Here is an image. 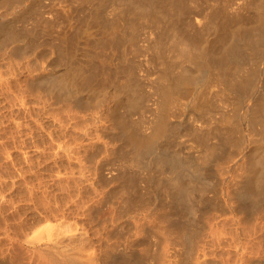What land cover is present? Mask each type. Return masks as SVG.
Returning a JSON list of instances; mask_svg holds the SVG:
<instances>
[{"label":"rangeland","instance_id":"1","mask_svg":"<svg viewBox=\"0 0 264 264\" xmlns=\"http://www.w3.org/2000/svg\"><path fill=\"white\" fill-rule=\"evenodd\" d=\"M99 1H101V0H99ZM103 1H105V0H102V2ZM111 1L112 0H110V1L107 0V2H110V3L105 2L108 5L104 4V2L100 3V4H103L102 9L104 7L108 9L107 10L104 8L105 9L104 11L103 10H102V12L98 11L97 14H99V13L102 14V15L101 14L98 15L99 17L101 16V19L103 20V21L100 20V23H102V22L105 23V21L110 20L109 19L110 17H111V20L112 19L114 20L115 15L118 17H119V15H121V17H119V18L117 17L118 22H120L119 26L122 23L120 27L124 26L125 29L123 27L122 28L124 29L123 31L126 32V34L124 33V34H122V36H125V35L130 36L135 31L136 33L135 32L134 33L136 36L135 35H134L135 37L132 35L131 36L133 37V40L134 39H137V40H135V42H134L131 38V40L128 41V39H130L131 36L129 38H127L128 36L127 37L126 36L125 37L120 36V38H118V41H120V39H121L123 42H121V43L116 42L117 43V44L115 43L116 45H120L117 47H116V45L113 44L116 48L115 50L112 48L113 45L110 48L106 47L108 49V51H107L108 55H107V53L105 52L107 49H105V48H104L105 50H103V52H105V53L99 52L100 48L96 47V44L98 41H96V42L89 41L88 40L89 38H87V37L85 40V36L82 34V29H84L86 26H89L90 25L89 22H91V25H95V22H93L92 20H89V18H91V16L95 14V13L92 14V11L94 12V10H95V7H92V6H96L98 0H90V1H88V0H0V76H1L0 77V191L5 193L3 200H1V201H4L1 203L2 204L1 205V208H2L1 211H4L3 213H6V214L8 212V214H7L8 216H9V214H17L18 216L16 215L15 217H13V219H15V220H19V219H21V217H24L25 213L27 214V212L30 213L33 210L40 212L42 210H48V209H49L48 211H50L51 213H59V214L61 212L66 213L67 218H69V219L73 218V217H80L82 215L84 216V213L87 212L88 207H90V205L94 202V201L92 202V200L95 199V201H96V198H98L100 193H101V190L103 187L102 185H100L101 183L98 181H93L91 183L89 180V178H91V176L94 175L93 172L99 171L100 173H103L105 176L108 175V177H106L107 179H111V180H106V183H104V185L106 184V185L112 186V188L114 190V191L112 190L113 191L112 192V195H113L112 200L115 201L114 202L115 205H118V209H119V206H122V208H124L125 206H129V207H132L133 209L138 208V210H139L140 209L139 207L141 204V207H142L140 209L141 212H143V211L147 212L151 209V211H153V214L156 215L157 213L155 211H157V209H156L157 206L159 207V205H163V208L166 212L165 216H164V218H165L164 224H166V225H164L165 237L163 238L164 241L162 240L164 242V255H165L164 264H172V261H173V264H175V263L176 264H192V263L193 264H196V263L197 264H199V263L200 264H207V262H208V264H249V263L250 264H263V262H264V220H263L264 216H262V215H264V207H263L264 204L259 203L258 205L256 204V206L255 205L252 206L250 203L249 197H244L245 195L240 196L241 193L239 194L240 191L238 192V190H237L240 188V186H243L242 183L243 184L246 183L247 185L248 184L249 185L254 184L252 187L256 189V187H258L259 183L261 184V182H262L261 179L264 176V175H262V177H261V174H259L260 172L262 174L264 172V170L261 171L262 169H264V124H263L264 123V116H261L260 117L261 119L257 118L255 120V122L251 120L254 124L252 122L247 121V120L244 121V118L243 119L241 118L242 120L238 119V117L240 118L241 113H243V112L238 111V110L245 109L246 105L252 106L253 102H254L253 100L255 99V97H257V98L255 99L254 105L256 104V102H257V104L259 102H264V99H263L264 95H262V94H264V80L263 79L260 83L261 85H259V89L256 92H253L252 95L248 99H246L245 101H243V100L240 101L238 99L239 102H241V103H242V101L244 102V103H242L243 106L241 104H239V102L237 100L235 102L233 97L235 96V99H237V96L234 95L233 92H231L232 94L230 93V90H229L230 84L229 85L226 84V83H229V81L232 80L234 78V76L236 77V74H238L239 71L236 72V74H234V71L232 72V74L230 73L232 77L230 75H228V82L226 81L227 78L224 80V81H226L225 83L221 80L220 85L217 84V86H216L218 88L213 86L218 91H219V89H222V88H225L226 90L228 88V92L224 89V91H226L227 93L226 92L224 93L223 90H221V97L219 96L220 91L218 92L216 89H212V91L210 89V92H211V94L213 92L215 93V95H214V93L212 94L213 96H216V92H217L218 97L217 96L215 98L213 96L210 97V95H209L210 93L208 92L209 91L208 90L207 94L208 93L209 94L207 96V99H208L209 106L211 105L210 109L214 106V105L212 106L213 103L214 104L216 103L217 105L220 104L217 106L216 109L214 107L211 109V110L215 109L216 111H218L219 109H220L219 111L222 110L221 112H218L219 116H218V114H216L217 113L216 111H212L214 115L216 114L215 116H213V114L210 112L211 110L208 107L207 108L209 110L205 107L206 109L204 108L202 111L199 112L202 115L200 116V114H199V116H198L197 115L198 112L197 113L193 112V111H196L195 109L193 111L190 110L191 108L190 109L185 108L187 111L184 108H182V109L180 108V110H178L179 108L178 107L176 108L173 105V107H175L174 109H176L174 111H176L177 115H175V112L172 110L171 113L174 112L175 116L174 115L173 116L175 118L172 115H170L171 117L169 118L168 121H169V125L171 122L170 127L173 124H175L176 127L178 125V127L176 128L177 131L175 130V126L173 125L174 126V127L172 126V128H174L173 132H172V129H170L169 132L170 131L171 132L170 133L167 132L169 134L166 133L164 135V137H163V135H160V138H157L158 143L161 140L162 142L160 141L159 144H161V145L167 144V146L164 145L165 147H168V145L170 143L172 145H169V147H171L172 150H177V152H180L183 155H189L192 152H193L192 154L198 153L197 149L199 150L200 145H201L200 141H202V138H201V140L199 139L201 136H203V137L206 136V138L209 137L207 142H208V144L209 143H211V144L207 145V147L208 146L212 147V145H213V147H212L213 149L208 147V149L205 148L206 152H204V150H202L203 152L201 151L202 154L200 155V157L202 156V158L204 160V161L201 160L204 163V165L202 164V166L204 168L203 169V171H204L203 177L202 178H194V179L191 178L189 180L184 179V180L189 181V183H190V188H189L190 193L186 194V198H185V199L188 198L187 200L189 202L187 200H186L187 203L185 202V200L180 201L179 198H178L179 199L178 200L177 195H175L173 193V191L170 190V188L165 186L166 184L164 183V179L166 178L165 175L167 173L165 174L164 172L160 171V169H157L156 166L152 165L153 163H151V164L148 163L147 166H146V164L143 165L142 163L139 165L134 164L135 166L132 164L131 165L127 164V157H129V155L131 154V151H130L131 146L129 144L130 137L133 139V138H136V136H137L134 133V131H136L138 136L140 134L141 138L143 137V139H144V140H142V139H139V140H142L143 142H145V140L146 141L151 140V137H148V140H147V138H145V137H147L148 135H146L145 133H142L143 131L144 132L147 131L150 133L151 128H152L151 126L155 125L153 127V129L155 130V131H153V134H154L155 132H158V129L160 128V127H158L159 124L161 123L159 121V118H158V116H159L158 111H162V110H160V107H159V110L156 107H158L157 105H159L160 102L162 104L165 97H167V100L169 101V98H168L169 93L167 92L166 93L167 96H165V92L164 93H162L160 91L158 92L157 87H155V86H157L160 78H162V75H164L163 78L164 77L166 78V76H168L170 79H172L171 77L175 76V74L178 73L179 71L185 73V75H187V74L188 75L189 74L190 75H198L199 73H200L199 75H202V74L204 75L203 70H202V72H203L202 74H201V70H199L200 72L196 71V70H198L197 61L196 60L190 61V59H188V57H184V56H183L184 58H181L182 56L180 55V53H181L180 51H183L184 49H186L185 46L188 45L187 44L188 42H189V45H188L189 48H192L195 51V53L198 52V49L200 46H206L208 44H212L213 41L216 40L217 35H219V33H220V27L222 28V26L221 25L219 26L218 23H220V24L225 23L226 25L231 26V27H229V29L231 31L232 30L233 31L231 32V35L228 37V40H229L228 43H230V42L233 43V42L237 41L236 40L237 34L235 32L236 27H238V24L241 25V23L244 24V26H250L251 23L253 24L256 20L255 18L258 17L257 14H259L260 10L263 11V9H264V0H206V1L205 0H198V1L197 0H193V1L192 0L191 1L186 0L187 3L185 2V0H182V2H180V1L178 2V0H175L176 4L178 3L177 4L178 6L180 4V6L182 5L184 7V9H183V7L181 6L182 7L181 11H179L177 9L179 7H177L176 4L175 5L177 8H175V5H174V7L172 6L174 0H172V3H171V0H167L170 3L169 2L167 3L166 0H163V1L161 0L164 5H166V4H167L166 6L169 5L167 8H170V6H171L170 10H167V8H164V6L162 7L161 5H163V4L160 3L161 2L160 0H159V2H157L158 0L157 1L154 0L155 3L152 2L153 3L152 7H150V6L148 7L149 3H147V6H146L145 0H143V1L142 0H135L137 2H140V6H136V5L132 4L130 2L131 0H129V2H127L128 0H113L112 3H111ZM183 1H184V5L182 4ZM93 2L95 5L92 4ZM146 2H148V1H146ZM196 3H197V5H196ZM153 5H156V7ZM193 5H194V8H192ZM261 6H263V7H261ZM110 7H112V8H110ZM188 7H190V8H188ZM149 8H151V9H149ZM155 8H156V10L158 9V11H155ZM90 9H92V10L90 11ZM109 9H111L113 11H110ZM159 9H161V10H159ZM172 9H175V13L177 12V10H178V14L181 13L180 16L176 15L177 13L174 15V17H178L177 19L172 17V15L174 14V12L171 11ZM119 10H121V12ZM163 10H164V12H163ZM105 11L106 12L110 11V12L106 13ZM116 11L118 13L120 12V14H118ZM153 11H155V12H153ZM167 11H169L171 15ZM182 11H183V14H182ZM132 12H133V14H132ZM144 12H148V14H150V16L151 15L153 16L157 12L154 15V16H156L155 18L159 17L161 14L162 15L161 17L163 19H166L169 24L167 23L166 20H163L162 18H159V19L157 18L158 23H159V21L161 23V19L165 22L162 21L161 24L160 23L158 24L156 22L158 26L153 25L155 23L152 24V22L155 19L152 20L151 18H154V17H152V16L150 17L147 13L143 14ZM159 12H161V13H159ZM165 12L167 13V15ZM88 13L90 15H88ZM109 13H112L111 14L112 16ZM106 14H109V15H106ZM131 14L134 16H137V17H133ZM142 14L145 16H143ZM157 14H159V15H157ZM163 14H165V17H169L170 19L172 18V20L174 19L173 23L171 24L172 20L171 21H170V19L168 20L167 18L164 17ZM168 14H169V16H168ZM206 14L208 15V18H209V19L207 18V20L205 18H203ZM210 14L212 17L209 16ZM212 14H214L215 16ZM69 15H70V17H69ZM105 15L109 16V18L106 17ZM113 15H114V17H113ZM181 16H183V17H181ZM141 17H142V21H141ZM133 18H135V20ZM137 18H138V20L139 19L140 20L139 21L136 20ZM143 18H144V20H143ZM178 19H180V20L177 21ZM181 19H183V20L181 21ZM193 19L194 20L195 19H203V23L200 25L201 28L199 26L197 27V24L195 25L196 20H195V22H193ZM225 19H227V20H225ZM83 20H86V21L83 22ZM217 21H218V23L216 24ZM51 22H52V24H51ZM85 22H87L89 25ZM83 23H85V24H83ZM165 23H167V24H165ZM98 24H99V22H98ZM162 24H163V26H162ZM225 24H222V25H225ZM245 24H247V25H245ZM127 25H129L130 27L128 28ZM164 25L165 26L167 25L169 27V29H170V27L172 30H174L175 28L177 30L182 29L185 32H182V31L176 32L178 35L181 36V37L180 36L178 37V35L175 32L173 34V31L169 30L168 27L166 28L167 29V31H166L164 29V27H165ZM77 26L79 27L78 28L79 30H80V28H82L80 30L81 33L77 29ZM126 27H127V29H126ZM131 29H132V33L130 31ZM197 29H199V33L197 32L198 31ZM158 30H163V33H165V36L161 31L159 32ZM99 31H100V29L98 30V32ZM194 32H196L197 35L198 34L199 35L197 36L196 33L194 34ZM181 33H182V35H181ZM62 34H63L64 38H63ZM71 34H73V35L71 36ZM78 34H79V36H78ZM80 34H82V35H80ZM150 34H151V37L148 36ZM162 34H163V37H162ZM157 35H158V37H157ZM159 35H161V36H159ZM175 35H176V37H175ZM67 36H69L68 39L70 40V42H67V41H69L66 39ZM74 36H76V37H74ZM145 36L149 37L150 39L148 40V38H146ZM172 36H174V37H172ZM183 36H185V37H183ZM77 37L80 40H78ZM82 37L84 38L85 41H83ZM95 37H98V35ZM121 37L123 39L126 38V40L128 42L123 40ZM165 37L169 38L168 41H170L171 45L169 44V42L165 41L167 39L163 40V38H165ZM72 38L73 39L77 38V40L71 41ZM156 38L157 39L159 38L158 41L156 40ZM160 38H162L164 43ZM171 38H172V40H171ZM174 38L177 39L176 43L173 40ZM233 38H234V40H233ZM146 39L149 42L153 41L151 43V45L149 44V42H147V44H146ZM182 39H184V40L181 41ZM74 41H75V44H73ZM86 41H88L87 43H89L88 45H90V46L92 43H94L95 44L94 48L96 47L95 49H99V50H97L98 52L90 46L87 47L88 49H90L89 51L87 48L85 49V47L87 46L85 44ZM155 41H157V45L155 44L156 43ZM180 41L183 42L182 46H181ZM83 42H85V43H83ZM160 42H162V45L160 44ZM165 42H166V44H165ZM69 43L73 44L71 46L74 49H72V47L69 45ZM130 43H131V45H130ZM173 43H175V44H173ZM158 44H160V47L164 46L162 48H165V50L160 48ZM176 44L178 45L177 47L180 48V50L178 48L174 49V47L176 48V46H175ZM184 44H186V45H184ZM60 45H63V46H60ZM66 45H68V46L66 47ZM74 45H75V47H74ZM166 45H167V47H165ZM83 46H84V48H83ZM151 46L154 48V50ZM156 46L159 47L160 49L156 48ZM70 47L73 51L70 50ZM171 47H173L174 52L172 50V52L169 53V51H171V49H170ZM67 48H69V50H67ZM102 48L103 47H101L100 51H102ZM111 48L114 50V52L111 50L110 51L111 54H110L109 49H111ZM127 48H128V50H127ZM92 49H93V51L95 50L94 52L96 54L98 53V55H99V57H97V55L95 57L93 56V59L96 62L95 63L94 61H92L93 65L96 64L93 66V68H95L94 74H96V73L97 74L99 73V75L102 74L101 75L102 77L105 75V77H103V78L101 77V81H103L104 78L106 80V81L104 80L106 83H104V81L100 83V80H99V77L97 76V74H96L95 78H97L99 81L96 82L97 79H96V81H95V78L93 79L94 86H96V87L98 86L97 88H101V92L99 94H96L90 90L88 91L86 85H84L83 83H82L83 85H81V83H79L81 86H84V87H81L75 81H74L75 83H73L74 85H72L71 83H70L71 85L67 84L68 87H67V85L66 86L65 85H59L58 83H55V85H54V82H53L54 76L55 75L59 76L63 72H67L66 69H68L69 71L72 70L70 72L72 74L74 69L77 68V66H78L77 65L78 61L80 62L79 64H81L78 67L82 68L86 62V60H84L86 58L85 57L83 58V56H81L82 54L85 56V53H83V51L86 50L88 52L91 51V53H93ZM65 50H67V53ZM155 50H157V51H155ZM175 50H177V51H175ZM71 51H72V53H70ZM252 51L249 49L245 50L246 56L244 54H242V56H245V58H244V60H241L240 66L242 68L244 67L243 68L244 72H246V71H252V72L254 71L256 73H259V71L263 72L264 71V68H263L264 67V54L262 55L263 56L262 57V56H259L257 54L255 55L254 53H252ZM112 52L115 54H112ZM162 52H163V54H162ZM166 52H168L167 55H165ZM178 53H179V55H178ZM86 54H87V52H86ZM105 56H108L109 60H107L108 58ZM109 56L111 57V59ZM175 56L179 59V61H178V59L174 58ZM86 57H87V55H86ZM100 57H101V59H100ZM65 58L66 59L69 58L68 59L69 61L66 60ZM97 58H99V59H97ZM185 58L187 60H185ZM96 59L101 60L99 62V64H98ZM165 59H167V60H165ZM168 59H171V61H173V62H170ZM180 59H181V63H179ZM82 60H84L85 62ZM102 60L104 61V63ZM110 60L113 62H110ZM105 61H109L108 63H110V64H107V62L105 63ZM184 61H186V64H184L185 63ZM187 61H190V62H187ZM81 62H83L84 64ZM175 62H176V65L180 64L179 66H181V67L174 65ZM171 63H174V64H171ZM182 63H183V65H182ZM103 64H106V65H103ZM243 64H244V66H243ZM107 65L108 66L110 65L111 69H110V66L108 68ZM170 65H172L173 67ZM184 65H186L185 66L186 71H184L185 69H183ZM115 66L117 68H115ZM127 66L130 67L129 70L132 71V73L133 72H136V73L130 74V72H129V74H128L127 71H126V73H124V71L127 70ZM168 66L170 68L172 67L173 69L174 68H176V69H174V72H173V71H171L172 68L168 69ZM97 67L98 68L101 67L102 69L100 68V70H103V71L107 70V72L105 71L103 73V71H102L100 73L99 72L100 70ZM121 67H123V69ZM177 67L179 68L178 70H177ZM103 68H106V69H103ZM132 68H134V69L132 70ZM116 69H117V71H116ZM96 70L97 71L99 70V71L97 72ZM121 70H124V71H121ZM164 70H165V73H164ZM166 70L169 73L173 72L172 74H174V75L170 74V76L172 75L170 77L169 75H167L169 73L166 72ZM175 70H177L178 72H176ZM113 72H116V73L113 74ZM186 72H188V73H186ZM117 73H118V75H117ZM196 73H198V74H196ZM107 74L109 76H107ZM127 74L129 75V77L130 76L132 77V75H133V77L131 79L133 81L137 78L136 84L138 83L139 86L138 85L137 86L139 88L143 87V88L139 89L136 86V84L133 83V81H131L134 84V86L136 87V88L134 87V89H137V90H134V92L138 91L137 92L138 94L140 92H144V94L146 93L145 96H143L144 95L143 93L139 94L140 96H143V98H142L143 101H142V99H140L138 101V102H140V101L142 102V103L140 102V105L138 102H136L138 104V106L136 103L132 104L133 107H130V108H132L133 110L132 109L130 110V108H128L129 110H126L130 104V101H129L130 92L126 93V92H128V90H124V93H123V91L119 92L121 89L120 88L121 84L122 83L124 84L126 82L125 80H127V78H128V77H126V79H125L123 76H128ZM240 74H241V72H240ZM51 76H53V77H51ZM238 76L240 77V75H238ZM134 77H136V78L133 79ZM157 77H159V78H157ZM50 78L53 80V81L51 80L52 82L49 80ZM110 80H112L114 83L112 81L110 82ZM120 80H121V82H120ZM107 81H109V82H107ZM164 81L166 82V80H164ZM97 83H99L101 86ZM102 83H103V85H102ZM105 84H107V86H105ZM221 84L222 85L224 84V87ZM48 85H49L50 89H49ZM115 85H116V87H115ZM218 85L221 87H219ZM227 85H228V87H226ZM106 87H108V88H106ZM113 87H115V89ZM117 87L120 89H117ZM57 88L58 89L60 88V89L58 90ZM76 88H78V89H76ZM80 88H84V90L80 89ZM103 89L106 92H103L104 91ZM114 91L116 93H114ZM154 91H155V93H157L159 95V97L161 99L159 97H157V94H155ZM151 92H153V95ZM125 93H126V95H125ZM228 93H229V95L231 94L233 96V97L232 96L231 97L233 98L234 101L230 98V96L227 95ZM127 94H128V96H127ZM225 94L227 95L228 98L225 96ZM98 95H100V96L98 97ZM148 95H150V96H148ZM253 95H255V97ZM184 96H186V97L184 98ZM187 96L189 99L190 98L189 95H183L181 99L183 101L188 100ZM156 97H157V99L159 98L162 101H160L159 99L155 100ZM209 97H210V99H209ZM93 98H95V99H93ZM120 98L122 100L124 98V100L122 101ZM96 99L97 100L101 99L100 103H98ZM228 99L229 100L231 99L232 101L231 100L229 101ZM215 100H217L218 103L215 102ZM259 100H261V101H259ZM146 101L148 102V104L146 103ZM155 101L156 102L159 101V102L156 103ZM247 101H250V102H247ZM95 102H97V105ZM103 102H105V103H103ZM106 102H107V104H106ZM113 102H115V103H113ZM152 102L154 103V105ZM211 102H212V104H211ZM109 103H110V105L112 104L111 105L112 107L109 105ZM122 103H124L125 105ZM126 103L128 104V106ZM144 103H146V105H142V108H140L141 104H144ZM164 103H166V101ZM236 103H238V105H236ZM47 104H49V105H47ZM149 104H150V109L148 106ZM87 105H88V107H87ZM98 105H100V106H98ZM222 105H224V106H222ZM235 105L237 108L235 107ZM239 105H241V106H239ZM95 106H97V107H95ZM130 106H131V104H130ZM134 106H135V109H134ZM144 106H146V108L148 107L147 109L149 111L152 110L153 115H149L150 112L148 110H145L146 112L144 110H141V109H146ZM154 106H156V107H154ZM173 107H172V109H173ZM243 107H245V108H243ZM90 108H92V109H90ZM95 108H98V110H100L102 108L101 112L105 110L104 111L105 114H104V112H102L103 113L102 118L104 120L101 118V121L102 122L104 121V122L103 123L101 121L99 122V126L102 125V128H100L101 131L94 129L93 128L94 126L91 125L92 128L89 127V129H87L88 132L86 134L85 129L88 126L87 122H90L92 120L91 117L94 115L93 110L95 111ZM106 108L110 109V113H111V111L112 112L114 111L112 113V115H114L116 112V115L119 118L116 117V115H115V117L111 116V114H109V112L107 113ZM89 109L92 110V111H90L91 113H89V111L87 112V110H89ZM109 109H108V111H109ZM153 109H155V110L157 109L156 111L158 113L156 111H154ZM83 110H85V111H83ZM177 110L179 112H177ZM207 110L210 113V114L208 113V118L203 117V115L207 116V114H206L208 112ZM234 110L238 114H235ZM139 111L140 112L143 111L145 113V115H143V112L139 113ZM180 111L182 112L181 113L182 115H180ZM204 111H205V113H204ZM223 111H225L226 113H229V114H227L228 116L232 115V117H233V114H234V116L237 117V115H238L237 118L233 117L236 119V121H234L235 119H233V121H232V118L230 117L231 118L230 123L233 125L230 126V124L227 123L228 129H224L227 126L225 127L226 124H223L220 121V113H222V115L226 114V113L223 114ZM242 111H244V110H242ZM118 112H119V115H118ZM239 112H240V114H239ZM87 113H88V116H87ZM90 114H91V116H90ZM139 114H141V115H139ZM108 115H110V116H108ZM122 115L126 119L122 118ZM129 115H130V117H129ZM155 115H158V116L155 117ZM210 115H211V117H210ZM143 116H145L146 118L149 116L147 118V120L150 119L152 123L154 121V120L152 121L153 118H155V119L158 118V119H157V122L155 120V122H154L155 124L153 125V124H151L150 120H148V122H147V120H144L146 118H144ZM197 116L199 118L201 117L202 119L201 118L197 119L196 118ZM105 117H106V119H105ZM112 117L115 119H113L111 121ZM141 117H143L144 119H140ZM214 117H216V119L219 117L218 122L220 121L219 123H221V125L220 124L217 125L218 122L216 120L215 121L217 123L214 121V119H215ZM117 118H118L119 122L117 121ZM121 118H122V120H121ZM192 118H194L195 120L197 119V120L196 121L192 120ZM88 119H90V120L88 121ZM127 119H128V121L130 120L129 122H131V125H132V126H130V128L127 125L128 127L125 129V131H127V132L131 129L129 131L131 133V135L128 132V136L126 134L127 132H123L124 128H122L123 131H120V129H119L120 126L126 127V124L128 123V121H126ZM208 119L211 122L208 121ZM85 120L87 122H85ZM120 120H121V123H122V121L123 122L125 121L127 123L124 122L125 124L124 123L121 124ZM138 120H142V122H143V123L141 122L142 127L140 124H138L140 122ZM143 120L146 121L147 123L146 122L144 123ZM191 120L195 121L196 124H193V122H191ZM198 120H199V122L201 120L203 122H200V124H198L199 123ZM240 120L243 122H241ZM173 121H174V123H173ZM205 121L207 122V124H204ZM209 122H210V124H209ZM235 122H237V123H235ZM244 122H248V123H244ZM85 123L87 125H85ZM136 123L138 124V127L141 128L140 129L141 132H140L138 127H136V126L134 127V125H136ZM119 124H121V125L118 126ZM143 124H144V126H143ZM145 124H147V125H145ZM148 124H150L151 126ZM192 124H193V126H192ZM203 124H204V127H203ZM211 125H212V127H211ZM215 125H217V126L220 125V126L216 127ZM187 126L189 128L192 126L190 128L191 131H190V129L189 130L187 129L188 128ZM222 126L224 128H222ZM253 126H254V128H253ZM143 127H145V128L142 130ZM155 127H156V129L158 128L157 131H156ZM199 127L208 128V129L210 128V130L207 131V133H205V131L207 129L206 130L203 129L202 131H204V130L205 131L203 132V135H202L201 134L202 132H199V131H201L198 129ZM103 128H104V131H103ZM136 128H138L139 131H137ZM181 128H182V130H181ZM193 128H194V130H193ZM214 129H215V131H214ZM221 129H223V130H221ZM89 130H91V132ZM96 130H97V132H96ZM148 130H150V131H148ZM92 131L96 132V133L93 134ZM119 131H120L119 134L122 133L121 136L119 134L115 133V132H119ZM132 131H133V133H132ZM236 131H238V132H236ZM138 132H140V133H138ZM91 133L93 135H90ZM188 133H190V135ZM194 133L199 134L200 137L198 136V134L196 135V137L198 136L199 138L198 137L197 138L200 141L196 139V137L194 136ZM220 133H222V134H220ZM88 134H89V137L95 138V139L94 138L92 139L93 142H92L91 138L90 139L87 138ZM132 134H133V136H132ZM236 134H237V136H236ZM102 135L104 136V138L102 137ZM167 135H168V138L171 139V141L168 139L170 141L169 143L166 142L167 141L166 140ZM170 135H172V136H170ZM107 136H108V138H106ZM122 136H123V139H122ZM140 136H139V138H140ZM165 136H166V138H165ZM238 136H239V138H238ZM97 137L98 138L100 137L101 141H100V138L97 139ZM234 137H235V139H234ZM175 138H177V139H175ZM231 138H232V141H234L235 143L234 142L230 143ZM96 139H97V141H96ZM172 139H174V140L172 141ZM225 139H226V141L227 140L228 141L226 142ZM177 140H178V142L176 143ZM204 140L206 141V139H204ZM94 141H96V142H94ZM127 141H128V143H127ZM157 141H155L154 143L156 144V147L161 149V147H160L161 145H159L157 143ZM198 141H199L200 145H197V146H199V147L195 146V144H197ZM100 142L102 144H100ZM123 142H125L128 146H126V144ZM247 142H248V144H247ZM87 143H88L89 147H88V145H86ZM94 143L95 144L98 143L99 145L96 144L97 145L96 146ZM240 143H242V145ZM192 144H194V145H192ZM176 145H178V146H176ZM191 145L194 147H192ZM233 145H236V146H233ZM224 146H225V148H224ZM70 147H71V149H70ZM84 147H86L85 149H86V153H87V154L85 153V156H84V151H85ZM190 147H192V148H190ZM245 147H246V149H245ZM87 148H89V150ZM193 148H195L196 150ZM219 148H221V149H219ZM90 149H91V151H90ZM167 149L169 150L170 148H167ZM171 149L169 151H172ZM206 149L208 150V152ZM92 150H94V151H92ZM222 151H223V153H222ZM236 151L238 152V154L239 153H241V154H239V156L237 154V156H236L235 155L237 153ZM90 152H91V154L88 155V153H90ZM128 152H129V154H128ZM224 152H225V154H224ZM245 153L249 155V158H251L250 160H248V158H247L248 156ZM211 154H213V155H211ZM78 155L79 156L81 155V156L79 157ZM90 155H91V157H93V159L91 157H89ZM211 156L213 157V159ZM231 156H233L234 159H233V157L231 160L229 159L230 162L229 161L228 162L230 164L227 165L228 162H227L226 158H231ZM244 156L247 159H245ZM221 157H224V159ZM260 157H261V159H260ZM205 158H206V160H208V162L205 160ZM80 159H81V161H80ZM90 160L94 161V166H93V161L91 162L92 163L91 164ZM212 160H214V162L215 161L216 162L213 163ZM225 160L227 163L225 162ZM244 161L246 162V164L244 163ZM248 161L253 162V164L251 165V163H249ZM35 162H37V165H35ZM96 162L97 163L101 162V164L99 163L100 164L99 165ZM205 162H207V164ZM232 162H234V163H232ZM214 164H216V165H214ZM232 164H235L236 166L232 165ZM97 165H98V167H97ZM229 165H232V167H230ZM245 165L253 168V170H251L249 175L245 174V175H247V177L245 176L246 178L244 177V171L246 170ZM261 165H263V166H261ZM79 166L80 167L83 166L82 167L83 169L80 168ZM224 166H226V167H224ZM228 166L232 169V171H231V169L228 170L229 169ZM244 166H245V168L242 169V167H244ZM254 167H256V168H254ZM134 170H136V171H134ZM238 170L240 172L242 170L243 171L240 173ZM88 173L90 175L92 173V175L90 176V175H88ZM242 173H243V176H241ZM85 176H87L88 178ZM110 176H112V178ZM85 178H87L88 182L85 181ZM248 178L250 179V181H248L249 180ZM259 179L261 180V182ZM125 180H127L126 182L129 181L128 183H130L131 185L129 184L130 185L129 186L125 182ZM241 181H242V183H241ZM252 181L257 182V183L255 184ZM96 182H98V183H96ZM247 182H250V183H247ZM124 183H126V184H124ZM78 184H79V186H78ZM163 184H165V185H163ZM239 184H241V185H239ZM100 186H102V187H100ZM132 187H134V188H132ZM99 188H101V189H99ZM94 190H95V192H94ZM12 192H13V195H12ZM14 194H15V196H14ZM139 195H140V197H139ZM174 195H175V197H174ZM90 196H91V198H90ZM114 196L117 198L116 200H114L115 199ZM143 196H144V199H143ZM237 196L241 197V198H238ZM189 197H190V200H189ZM84 198L87 200H85ZM140 198H142V199L140 200ZM73 200H75V201L73 202ZM81 200H82V202H81ZM125 201H127V202H125ZM52 202H54V203H52ZM247 202H249V203H247ZM189 203H190V205H189ZM84 204L87 206V208L84 206ZM35 205H36V207H35ZM250 205L252 207H250ZM82 206L86 208V209H84V212H83ZM136 206H138V207H136ZM257 206H259V207L256 208ZM248 207L250 209V212H249V209H247ZM24 208H26V209H24ZM147 208H148V210H146ZM251 208H253V209L251 210ZM107 209L108 208H105L104 211L106 212ZM142 209H145V210H142ZM191 209L193 212L191 211ZM25 210H26V212L24 213ZM111 210L112 209H108V212H110V213H107L108 217L114 216L111 213L112 212ZM188 210H190V211H188ZM258 210L262 214L261 215L263 217L262 219L259 215L260 213L258 214V212H259ZM254 213L256 216L252 215ZM155 215H153V216H155ZM19 216H21V217H19ZM28 216H29V214H28ZM135 216H134V218H136L135 223L137 225L134 223V226L136 225L135 228L132 224L131 225L132 229H129L130 227H128L127 231L125 230L126 231L125 236H127V237H125L126 241L123 242L124 244H120L121 243L120 242L121 237H112V238L109 237V239H108L106 237V234L104 233V235H105V236L103 235L104 237H93L92 238V246L91 247L88 246V244L86 245L85 242H82V244L81 243L80 244H77V243L71 244V243H67V242L66 243L62 242V243H60L61 245L58 244L57 246H58V248L60 246L62 247V248L60 247V251L64 252L65 250H67L64 253L69 252L72 254H76V255H79V257L82 259L91 257L94 259L96 264H105L104 261H106L105 258L108 257L107 256L108 255L107 254L108 249H109V251H112L113 253L119 254V256L123 254L125 256V259L128 258L127 262L129 261V264H135V263L136 264H156V263L160 264L161 258L159 255L160 254L159 249H160V246L162 243L160 244L159 242L161 239L158 238L159 236H158V234L156 235L157 232H155V230L152 232L143 230L142 225H143L144 219H142V218H144V215H142V217H141V215H138L137 217H135ZM250 216H251V218H250ZM252 216H253L254 221L250 220V219H252ZM258 216H259V218H258ZM17 217H19V219ZM84 217L87 219V216H84ZM0 218H1V215H0ZM156 219H157V217H156ZM87 220H85V219L80 220L79 219V222L84 223L86 225ZM89 223L90 222H88V225H89ZM43 224L45 225L47 223L44 222V223L40 224V226H42ZM1 225H2V221L0 219V237H1V230H2ZM89 226H90L89 231L90 230L94 231L96 228L95 226L93 227V225L91 223ZM107 229H108V227H107ZM158 239H159V241H158ZM257 241H258V243H257ZM84 243H85V246H84ZM259 243L262 246H260ZM159 244H160V246H159ZM80 245L81 246L83 245L84 248L81 247ZM87 246H88V248H87ZM16 248L18 250H20L18 247H15V249ZM15 249L12 252V253H14L13 255L15 256L14 259H16V257L19 258L20 255L18 256V253L21 255L23 254L22 256H25V252H23L25 250H23V251L20 250L21 252H19L17 249L16 250ZM103 249H105L106 251ZM80 251H82V252H80ZM156 257H158V258H156ZM149 260H150V262H149ZM158 260H160V262ZM155 261H156V263H155ZM257 261H258V263H256ZM201 262H203V263H201ZM209 262H211V263H209Z\"/></svg>","mask_w":264,"mask_h":264},{"label":"bare ground","instance_id":"2","mask_svg":"<svg viewBox=\"0 0 264 264\" xmlns=\"http://www.w3.org/2000/svg\"><path fill=\"white\" fill-rule=\"evenodd\" d=\"M88 1H90V0H88ZM110 1V0H109ZM113 1V0H112ZM112 1H111V3H112ZM143 1V0H142ZM146 1H148V2H146ZM157 1V0H156ZM161 1V0H160ZM163 1V0H162ZM162 1L160 2V3H162ZM182 2V0H178V2ZM191 1V0H190ZM189 1V2H190ZM193 1V0H192ZM198 1V0H197ZM206 1V0H205ZM102 2V0L101 1H99L98 0V2H97V5L96 6H92V7H95V10H94V12L92 11V14L93 13H95L94 15H92L91 16V18H89V20H92L93 22H95V25H91V22H89L90 23V25L87 23V22H85V23H87L89 26H86L84 29H82V28H80V30L82 29V34L85 36V40H86V37L87 38H89L88 40L89 41H94V42H96V41H98L97 42V44H96V47L97 48H100V50H101V47H103L102 48V51H100L99 49H95L94 48V46H95V44L94 43H92L91 44V46L90 45H88L89 43H87L88 41H86V43L85 42H83V43H85L87 46L85 47V49L87 48V47H92V48H94L96 51L97 50H99V52H103V50H105V49H107V48H110L113 44L114 45H116L117 43L116 42H123L121 39H120V41H118V38H120V36H122V34H126V32H124L123 30L125 29V27L124 26H122V27H120L121 26V24H120V26H119V23L120 22H118V18L119 17H121V15H119V17L118 16H116L114 13V15H115V18H114V20L112 19L111 20V17L109 18V16H106V15H111L112 13H109V14H106L105 16L106 17H108L110 20H108V21H105V23H103L102 21V19H101V16L99 17L98 15H100L101 13H99V14H97L98 13V11H101L102 12V10L104 11L105 9H107V8H103L102 9V7H103V4H100ZM104 2V4H107V3H110V2H107V0H105V1H103ZM102 2V3H103ZM105 2H107V3H105ZM127 2H129V0L127 1ZM132 4H134V5H136V6H140V2H137V1H135V0H131L130 1ZM155 3V1L154 0H145V3H146V6H147V3H149V5H148V7L150 6V7H152V4L153 3ZM157 2H159V0L157 1ZM165 2V1H164ZM166 2L168 3L169 1H167L166 0ZM165 2V3H166ZM185 2H186V0H185ZM195 2V1H194ZM170 3V2H169ZM171 3H172V0H171ZM187 3V2H186ZM193 3V2H192ZM92 4H94V2L92 3ZM114 4V3H113ZM143 4V3H142ZM163 4V3H162ZM176 4V2H175V0L173 1V4H172V6L174 7V5ZM178 4V3H177ZM176 4V5H177ZM183 5H184V1H183V3H182ZM191 4V3H190ZM95 5V4H94ZM108 5V4H107ZM106 5V6H107ZM111 5V4H110ZM109 5V6H110ZM126 5V4H125ZM130 5V4H129ZM128 5V6H129ZM167 5V4H166ZM166 5H161L162 7L164 6V8H167L168 6H166ZM176 5H175V8H177V7H179V8H177L179 11H181L182 10V7L180 6V4H179V6L177 5V7H176ZM196 5H197V3H196ZM262 5V4H261ZM80 6V5H79ZM82 6V5H81ZM88 6V5H87ZM127 6V7H128ZM153 6H155L156 7V5H153ZM166 6V7H165ZM187 6V5H186ZM190 6V5H189ZM132 7V6H131ZM135 7V6H134ZM192 7V6H191ZM261 7H263V6H261ZM110 8H112V7H110ZM116 8V7H115ZM118 8V7H117ZM120 8V7H119ZM141 8V7H140ZM144 8V7H143ZM181 8V9H180ZM188 8H190V7H188ZM192 8H194V5H193V7ZM92 9H90V11L92 10ZM100 9V10H99ZM123 9V8H122ZM130 9V8H129ZM149 9H151V8H149ZM154 9V8H153ZM171 9V6H170V8H167V10H170ZM183 9H184V7H183ZM263 9V8H262ZM77 10V9H76ZM75 10V11H76ZM108 10V9H107ZM110 11H113V10H111V9H109ZM125 10V9H124ZM142 10V9H141ZM146 10V9H145ZM144 10V11H145ZM159 10H161V9H159ZM178 10H177V14L175 13V9H172L171 11L172 12H174V14L172 15V17H174V15L176 14V15H179L180 16V14H178ZM70 11V10H69ZM110 11H105L106 13H108V12H110ZM120 12H121V10H119ZM148 11V10H147ZM150 11V10H149ZM155 11H158V9L156 10V8H155ZM155 11H153V12H155ZM74 12V11H73ZM117 12V11H116ZM120 12L118 13V14H120ZM129 12V11H128ZM127 12V13H128ZM163 12H164V10H163ZM169 14H170V12L169 11H167ZM219 12V11H218ZM90 13V12H89ZM88 13V15H90ZM131 13V12H130ZM136 13V12H135ZM145 13H147L148 14V12H144L143 14H145ZM157 13V12H156ZM155 13V14H156ZM159 13H161V12H159ZM166 13V12H165ZM189 13V12H188ZM220 13V12H219ZM132 14H133V12H132ZM131 14V15H132ZM142 14V15H143ZM154 14V15H155ZM169 14H168V16H169ZM182 14H183V11H182ZM102 15V14H101ZM114 15H113V17H114ZM130 15V16H131ZM149 16H150V14H148ZM152 16V17H154V18H151L152 20L153 19H155L153 22H152V24L153 23H155V24H153V25H157V20L159 19V18H162L161 16V14H160V16L159 17H157V18H155L156 16ZM157 15H159V14H157ZM164 15V17H165V14H163ZM166 15H167V13H166ZM171 15V14H170ZM212 15H214V14H212ZM219 15V14H218ZM258 15V17H256L255 19V22L252 24L251 23V25L250 26H244V24H242L241 23V25H239L238 24V27H236V34H237V37H236V40L237 41H235V42H230V43H228V37L231 35V32L233 31H231L230 29H229V27H231V26H228V25H226L225 23H218V21L216 22V24L218 23L219 24V26L221 25L222 26V28L220 27V33H219V35H217V38H216V40L215 41H213V43L212 44H208V45H206V46H200L199 47V49H198V52L197 53H195V51L192 49V48H189V42L187 43L188 45H186V44H184V45H186L185 47H186V49H184L183 51H180L181 53H180V55L182 56L181 58H184V57H188V59H190V61L192 60H196L197 61V68H198V70H196V71H198V72H200L199 70H201V74L203 73L202 72V70L204 71V75L202 74V75H199L198 73H196V74H198V75H185V73H183V72H181V71H177L179 68L178 67H181V66H179V65H176V62H175V64L174 63H171V64H174V65H176V66H178L177 67V70H175L176 72H178V73H176L175 74V76H173V77H171L172 75H174V74H172L173 72H174V69H176V68H172L173 66L172 65H170V66H172L171 68L173 69H171L169 66H168V69L170 68L171 69V71H173L172 73H169L167 70H166V72H168L169 74H167V75H169L170 76V74H172L170 77L172 78V79H170L168 76H166V78L164 77L163 78V76L164 75H162V78H160V80L158 81V84H157V86H155V87H157V91L159 92H162V93H164L165 92V96H167V92L169 93L168 94V98H169V101L167 100V97H163L164 98V100H163V102H162V104H161V102H160V104L159 105H157L158 107H156V106H154V107H156V108H158V110H159V107H160V110H162V111H158L159 112V116L158 115H155V117L156 116H158V118H159V121L161 122H159L158 124H159V126L158 127H160L159 129H158V132H155L154 134H153V131H155L154 129H153V127L155 126L154 124V122H155V120H156V122H157V119L158 118H153L152 119V121H153V123L151 122V120L150 119H148V120H150V122H151V124H153L154 126H151L150 124H148V125H150L151 127V131L150 130H148V131H150V133L149 132H142V133H145L146 135H148L147 137H145V138H147V140H148V137H151V140H149V141H146L145 140V142H143L142 140H144L143 139V137L141 138V136H140V134H139V136H140V138H139V136H138V134L136 133V131H134V133L138 136H136V138H131L130 137V140H129V144H130V146H131V154L129 155V157H127V164H132V165H134V164H143V165H145L146 164V166H147V164L148 163H153L152 165H154V166H156L157 167V169H160V171H162V172H164L166 175H165V179H164V183L166 184H163V185H165V186H167L168 188H170V190H172L173 191V193L175 194V195H177V199L179 198L180 199V201L181 200H185V202H186V200L188 199H185L186 198V194H188V193H190V191H189V188H190V183H189V181H187V180H184V179H191V178H202L203 177V173H204V171H203V166H202V164L204 165V163L201 161V160H203V158H202V156L200 157V155L202 154V150H204V152H206L205 151V148H207L208 149V147H207V145H210L211 143H209L208 144V142H207V140H208V138L209 137H207L206 138V136H199V132H202L201 134L203 135V132L205 131V133H207V131H209L210 130V128L208 129V128H201V127H199L198 129L199 130H201V131H197L198 133V136L200 137H198L200 140H201V138H202V141H200L197 137H196V135L197 134H195L194 133V136L196 137V139L197 140H199L200 141V144H199V141H198V143L197 144H195V146H197V145H200V148H199V150L197 149V152L198 153H195V154H189V155H183V154H181L180 152H177V150H172L171 149V147H169V145H172V144H170L169 142L171 141V139H169L168 138V135H167V138H166V136H165V138H166V142H168L169 143V145H168V147H165L164 145H166L167 146V144H164V145H161V144H159L160 143V141H159V143H158V141H157V138H160V135H163V137H164V135L167 133V132H169V130L170 129H172V132H173V130H174V128H172V126L174 125L175 126V124H173L174 123V121H173V125L170 127V125H171V122H170V125H169V118L171 117L170 115H174V112H175V115H177L176 114V111H174V110H176V109H174L175 107L177 108H179L178 110H180V108L182 109V108H188V109H190V110H196V111H193V112H195V113H197L198 112V116H199V114H200V116L202 115L201 113H199L200 111H202L205 107L207 108H209L210 109V106H209V103H208V99H207V96H208V94L210 95V97H212L213 95V93L211 94V92H210V89H211V91H212V89H216V88H218V87H216L217 86V84H219L220 85V83H221V80L225 83L226 81L228 82V75H230L231 76V74H232V72L234 71V74H236V72H238L239 71V73L238 74H236V77L238 76V75H240V77L238 76L237 78L234 76V78L232 79V80H230L229 81V83H226V84H230L229 86V90H230V93L231 92H233V94L234 95H236L237 96V99H235V96L233 97L231 94L229 95V93L227 94L228 96H230V98L233 100V98H234V100H235V102H236V100L238 101V99L241 101V100H243V101H245L246 99H248L251 95H252V93L253 92H256L258 89H259V85H261L260 83H261V81H262V79L264 80V71L263 72H261V71H259V73H256V72H252V71H246V72H244V70H243V68L240 66L241 64V60H244V58H245V54H246V52H245V50L246 49H249V50H253L252 51V53H254L255 55L257 54V55H259V56H262L263 54H264V9H263V11H261L260 10V12H259V14H257ZM104 16V17H105ZM112 16V15H111ZM128 16V15H127ZM133 17H137V16H134V15H132ZM131 16V17H132ZM143 16H145V15H143ZM147 16V15H146ZM150 16V17H151ZM187 16V15H186ZM189 16V15H188ZM209 16H211V14L209 15ZM215 16V15H214ZM69 17H70V15H69ZM89 17V16H88ZM118 17V18H117ZM149 17V18H150ZM171 17V16H170ZM181 17H183V16H181ZM212 17V16H211ZM230 17V16H229ZM83 18V17H82ZM139 18V17H138ZM138 18L136 19V20H138ZM165 18H167L168 20L170 19L169 17H165ZM175 19H177L178 17H174ZM190 18V17H189ZM203 18H205L206 20H207V18H208V15L206 14ZM215 18V17H214ZM258 18V19H257ZM104 19V18H103ZM121 19V18H120ZM134 20H135V18H133ZM132 19V20H133ZM148 19V18H147ZM163 19V18H162ZM161 19V23H162V21L163 20H166V19H163L162 20ZM209 19V18H208ZM218 19V18H217ZM82 20V19H81ZM100 20H102L101 22L102 23H100ZM105 20V19H104ZM123 20V19H122ZM140 20V19H139ZM138 20V21H139ZM143 20H144V18H143ZM149 20V19H148ZM172 20V18L170 19V21ZM180 19H178L177 21H179ZM183 19H181V21H182ZM195 20H196V22H195ZM193 19V22H195V25L197 24V27L199 26L200 28H201V24L203 23V19ZM225 20H227V19H225ZM84 21H86V20H83V22ZM141 21H142V17H141ZM146 21V20H145ZM167 21V20H166ZM173 21H174V19L172 20V22H171V24L173 23ZM223 21V20H222ZM229 21V20H228ZM98 22H99V24H98ZM148 22V21H147ZM157 22V23H156ZM163 22H165V21H163ZM190 22V21H189ZM192 22V21H191ZM192 22V23H193ZM225 22V21H224ZM227 22V21H226ZM85 23H83V24H85ZM124 23V22H123ZM150 23V22H149ZM159 23H160V21H159ZM158 23V24H159ZM160 23V24H161ZM167 23H168V21H167ZM167 23H165V24H167ZM183 23V22H182ZM185 23V22H184ZM48 24V23H47ZM51 24H52V22H51ZM94 24V23H93ZM125 24V23H124ZM145 24V23H144ZM169 24V23H168ZM222 24H225V25H222ZM50 25V24H49ZM151 25V24H150ZM245 25H247V24H245ZM48 26V25H47ZM52 26V25H51ZM80 26V25H79ZM126 26V25H125ZM158 26V25H157ZM156 26V27H157ZM160 26V25H159ZM162 26H163V24H162ZM161 26V27H162ZM165 26V25H164ZM218 26V27H219ZM234 26V25H233ZM127 27L129 28L130 26L129 25H127ZM127 27H126V29H127ZM147 27V26H146ZM155 27V26H154ZM168 26L166 25L165 27H164V29L167 31V28ZM51 28V27H50ZM79 27L77 26V29H78ZM143 28V27H142ZM173 28V27H172ZM195 28V27H194ZM199 28V29H200ZM52 29V28H51ZM100 29V31L98 32V30ZM141 29V28H140ZM168 29H169V27H168ZM174 29V28H173ZM176 29V28H175ZM174 29V30H175ZM199 29H197L196 31L199 33ZM79 30V29H78ZM79 30V31H80ZM134 30V29H133ZM154 30V29H153ZM169 30H172L171 29V27H170V29ZM172 30L173 31V34H174V32L176 33V32H185V31H183L182 29H180V30ZM192 30V29H191ZM195 30V29H194ZM75 31V30H74ZM127 31V30H126ZM131 31V33H132V29L130 30ZM155 31V30H154ZM159 32L161 31L162 33H163V30H158ZM165 31V32H166ZM171 31V32H172ZM190 31V30H189ZM47 32V31H46ZM129 32V31H128ZM127 32V33H128ZM135 32V31H134ZM133 32V33H134ZM67 33V32H66ZM65 33V34H66ZM80 33H81V31H80ZM131 34L132 36H134L135 35V33L134 34ZM188 33V32H187ZM196 32H194V34H195ZM51 34V33H50ZM64 34V33H63ZM63 34H62V36H63ZM82 34H80V35H82ZM149 34V33H148ZM161 34V33H160ZM164 34V36H165V33H163ZM163 34H162V37H163ZM177 34V33H176ZM73 34H71V36H72ZM98 35V37H95V36H97ZM130 35V34H129ZM130 35V36H131ZM156 35V34H155ZM178 35V34H177ZM181 35H182V33H181ZM192 35V34H191ZM196 35H197V33H196ZM199 35V34H198ZM197 35V36H198ZM70 36V37H71ZM77 36V35H76ZM76 36H74V37H76ZM78 36H79V34H78ZM126 36V35H125ZM125 36H122V37H125ZM128 36V35H127ZM126 36V37H127ZM130 36H128L127 38H129ZM130 37V39H128V41H130L131 40V38H132V40H133V37ZM136 36V35H135ZM134 36V37H135ZM138 36V35H137ZM148 36H150L151 37V34L150 35H148ZM159 36H161V35H159ZM170 36V35H169ZM168 36V37H169ZM180 35H178V37H179ZM121 37V38H122ZM146 37V36H145ZM154 37V36H153ZM157 37H158V35H157ZM172 37H174V36H172ZM175 37H176V35H175ZM181 37V36H180ZM183 37H185V36H183ZM63 38H64V36H63ZM69 38V36H67L66 37V39L67 40H69L68 39ZM78 38V37H77ZM77 38L76 39H73L72 38V40L71 41H73V40H77ZM83 38V37H82ZM137 38V37H136ZM146 38H148V40L150 39L149 37H146ZM155 38V37H154ZM153 38V39H154ZM198 38V37H197ZM123 39V38H122ZM159 39V38H158ZM158 39L156 38V40L158 41ZM161 40H162V38H160ZM164 39H167V40H165V41H167V42H169V44H170V41H168V39L169 38H163V40ZM65 40V39H64ZM78 40H80L79 38H78ZM84 40V38H83V41H85ZM123 40H125V41H127L126 40V38L125 39H123ZM135 40H137V39H134L133 41L135 42ZM147 39H146V44H147V42H149ZM155 40V39H154ZM160 40V41H161ZM162 40V41H163ZM171 40H172V38H171ZM174 41H175V43H176V41H177V39H173ZM184 39H182L181 41H183ZM188 40V39H187ZM233 40H234V38H233ZM127 41V42H128ZM132 41V42H133ZM157 41H155L156 43V45H157ZM180 41V42H181ZM67 42H70V40L69 41H67ZM77 42V41H76ZM131 42V43H132ZM153 42V41H152ZM152 42H149V44L151 45V43ZM64 43V42H63ZM73 43V42H72ZM70 44L69 43V45L71 46V45H73V44H75V41H74V43L73 44ZM78 43V42H77ZM116 43V44H115ZM126 43V42H125ZM124 43V44H125ZM131 43H130V45H131ZM159 43V42H158ZM163 43H164V41H163ZM175 43H173V44H175ZM178 43V42H177ZM182 43L183 42H181V46H182ZM201 43V42H200ZM62 44V43H61ZM82 44V43H81ZM80 44V45H81ZM94 44V45H93ZM119 44V43H118ZM129 44V43H128ZM160 44L162 45V42H160ZM160 44H158L159 45V47H160ZM165 44H166V42H165ZM93 45V46H92ZM112 46V48L115 50L116 48H115V46ZM171 45V44H170ZM183 45V46H184ZM203 45V44H202ZM60 46H63V45H60ZM68 45H66V47H67ZM85 46V45H84ZM84 46H83V48H84ZM117 46H120V45H116V47ZM146 46V45H145ZM144 46V47H145ZM148 46V45H147ZM176 46V48L174 47V49H177L178 47V45L176 44L175 45ZM180 46V47H181ZM72 47V46H71ZM71 47H70V50H72V49H74L73 47H72V49H71ZM74 47H75V45H74ZM107 47V48H106ZM152 47V46H151ZM150 47V48H151ZM159 47H157L156 46V48H159ZM162 47H164V46H161L160 48H162ZM165 47H167V45L165 46ZM105 48V49H104ZM109 49V53L111 54V50L114 52V50L113 49ZM147 48V47H146ZM153 48V47H152ZM155 48V49H156ZM159 48V49H160ZM65 49V48H64ZM88 49V48H87ZM148 49V48H147ZM162 49H164L165 50V48H162ZM161 49V50H162ZM167 49V48H166ZM171 49V51H169V53L170 52H172V50H173V47H171L170 48ZM169 49V50H170ZM179 50H180V48H178ZM67 50H69V48H67ZM67 50H65L66 51V53H67ZM82 50V49H81ZM90 49H88V51H89ZM94 50V51H95ZM127 50H128V48H127ZM153 50H154V48H153ZM73 51V50H72ZM72 51L70 52V53H72ZM85 51V52H84ZM83 51V53H85V56L82 54L81 56H83V58L85 57L86 59H84V60H86V62L84 61V60H82V61H84L85 62V65L81 68V67H78L79 65H81V64H79L80 62L78 61V66H77V68H75L74 69V71H73V73L71 74L70 72L72 71L71 69V71H69L68 69H66V71L67 72H63L62 74H58L59 76H54V81L50 78L49 80L51 81H53L54 82V85H55V83H58L59 85H69L70 83L72 84V85H74L73 83H81V85H86L87 86V89H88V91L90 90V91H92V92H94V93H96V94H99L100 92H101V88H97L96 86H94V84H93V79L95 78V76H96V74H94V72H95V68H93V66L94 65H96V64H94L93 65V62L92 61H94V59H93V56L95 57L96 55H97V57H99V55H98V53L96 54L94 51H93V49H92V52L93 53H91V51L90 52H88V51H86V50H84ZM107 51H108V49L105 51L106 53H107ZM155 51H157V50H155ZM163 51V50H162ZM175 51H177V50H175ZM79 52V51H78ZM86 52H87V54H86ZM98 52V51H97ZM105 52H103V53H105ZM112 52V54H115V53H113ZM159 52V51H158ZM164 52V51H163ZM163 52H162V54H163ZM173 52H174V50H173ZM102 54V53H101ZM109 54V55H110ZM168 54V52H166V54L165 55H167ZM242 54H244L245 56H242ZM64 55V54H63ZM70 55V54H69ZM86 55H87V57H86ZM107 55H108V53H107ZM178 55H179V53H178ZM73 56V55H72ZM111 56V55H110ZM109 56V57H110ZM171 56V55H170ZM184 56V57H183ZM105 57H107L108 58V56H105ZM104 57V58H105ZM112 57V56H111ZM111 57H110V59H111ZM166 57V56H165ZM243 57V58H242ZM263 57V56H262ZM67 58V57H66ZM65 58V59H66ZM103 58V57H102ZM106 58V59H107ZM174 58H176V59H178L176 56L174 57ZM173 58V59H174ZM69 59V58H68ZM68 59H66V60H68ZM97 59H99V58H97ZM96 59V60H97ZM100 59H101V57H100ZM73 60V59H72ZM105 60V59H104ZM107 60H109V58L107 59ZM165 60H167V59H165ZM170 62H173V61H171V59H168ZM184 60V59H183ZM185 60H187L186 58H185ZM69 61V60H68ZM101 60H97V62H98V64H99V62H100ZM103 61V60H102ZM175 61V60H174ZM178 61H179V59H178ZM177 61V62H178ZM190 61H187V62H190ZM95 62V61H94ZM107 62V64H110V63H108L109 61H105V63ZM110 62H113V61H111L110 60ZM185 63L184 64H186V61H184ZM81 63H83V62H81ZM96 63V62H95ZM102 63V62H101ZM100 63V64H101ZM103 63H104V61H103ZM179 63H181V59H180V62ZM196 63V62H195ZM76 64V63H75ZM74 64V65H75ZM84 64V63H83ZM117 64V63H116ZM103 65H106V64H103ZM102 65V66H103ZM134 65V64H133ZM182 65H183V63H182ZM110 66V65H109ZM109 66L107 65V67L109 68ZM185 66L186 65H184V68L183 69H185ZM243 66H244V64H243ZM114 67V66H113ZM126 67V66H125ZM124 67V68H125ZM129 66H127V70H121V71H124V73H126V71L128 72V74H129V72H130V74H134V73H136V72H133L132 73V71H130L129 69H130V67L128 68ZM132 67V66H131ZM175 67V66H174ZM98 68V67H97ZM100 68L101 67H99L98 69L100 70ZM115 68H117L116 66H115ZM122 69H123V67H121ZM181 68V69H182ZM264 68V67H263ZM102 69V68H101ZM103 69H106V68H103ZM110 69H111V66H110ZM109 69V70H110ZM119 69V68H118ZM134 68H132V70H133ZM180 69V70H181ZM98 70V71H99ZM120 70V69H119ZM118 70V71H119ZM256 70V69H255ZM263 70V69H262ZM69 71V72H68ZM97 71V70H96ZM97 71V72H98ZM103 70H100L99 72L101 73ZM107 72V70H104L103 71V73L104 72ZM116 71H117V69H116ZM184 71H186V69L184 70ZM243 71V72H242ZM240 72H241V74H240ZM116 72H113V74H115ZM120 73V72H119ZM164 73H165V70H164ZM186 73H188V72H186ZM229 73V74H228ZM231 73V74H230ZM106 74V73H105ZM127 74V75H128ZM195 74V73H194ZM233 74V75H234ZM75 75V76H74ZM102 74H100L99 75V73L97 74V76L99 77V80H100V83L101 82H103L104 80H105V78L103 79V81H101V76ZM117 75H118V73H117ZM256 75V76H255ZM75 78H74V77ZM107 76H109L108 74H107ZM106 76V77H107ZM111 76V75H110ZM114 76V75H113ZM135 76V75H134ZM1 77V76H0ZM51 77H53V76H51ZM77 77V78H76ZM103 77H105V75L103 76ZM102 77V78H103ZM112 77V76H111ZM110 77V78H111ZM121 77V76H120ZM125 79H126V77H128L127 78V80H123L125 83L123 84H121V86H120V88H118L117 87V89H120V91L119 92H121V91H123V93H124V90H128V92H126V93H129L130 92V95H129V101H130V104H131V106H130V104H129V107H127V109L126 110H129L128 108H130V107H133L132 106V104H134V103H136V102H138L140 99H142L143 98V96H145V94H144V92H140L139 94H141V93H143L144 95L143 96H140L137 92L138 91H136V92H134V90H137V89H134V84L133 83H135L136 84V77H134L133 79H135L134 81L133 80H131L132 79V77H133V75H132V77L130 76L129 77V75L128 76H123ZM161 77V76H160ZM232 77V76H231ZM108 78V77H107ZM109 78V79H110ZM114 78V77H113ZM112 78V79H113ZM139 78V77H138ZM157 78H159V77H157ZM227 78V80L226 81H224L225 79ZM96 79L97 78H95V81H96ZM144 79V78H143ZM231 79V78H230ZM5 80V79H4ZM77 80V81H76ZM98 79H97V81L96 82H98L99 81ZM115 80V79H114ZM122 80V79H121ZM121 80H120V82H121ZM164 80H166V82L164 81ZM51 81V82H52ZM75 81V82H74ZM106 81V80H105ZM104 81V83H106ZM112 80H110V82H111ZM119 81V80H118ZM131 81H133V83L131 82ZM107 82H109V81H107ZM113 82V81H112ZM222 82V83H223ZM83 83V84H82ZM114 83V82H113ZM140 83V82H139ZM157 83V82H156ZM70 84V85H71ZM97 84H99V83H97ZM110 84V83H109ZM120 84V83H119ZM47 85V84H46ZM53 85V84H52ZM57 85V84H56ZM68 85H67V87H68ZM77 85V84H76ZM80 84H79V86H81ZM100 85V84H99ZM102 85H103V83H102ZM117 85V84H116ZM116 85H115V87H116ZM138 85V83L136 84V86ZM153 85V84H152ZM218 85V86H219ZM222 85V84H221ZM228 85L226 86V87H228ZM78 86V85H77ZM101 86V85H100ZM105 86H107V84H105ZM104 86V87H105ZM139 86V85H138ZM137 86V87H138ZM216 87V88H214V87ZM223 87H224V84L222 85ZM48 87H49V85H48ZM63 87V86H62ZM72 87V86H71ZM75 87V86H74ZM81 87H84V86H81ZM103 87V88H104ZM115 87H113L114 89H115ZM132 87V88H131ZM219 87H221V86H219ZM262 87V86H261ZM106 88H108V87H106ZM136 88V87H135ZM139 88V87H138ZM141 88H143V87H141ZM141 88H139V89H141ZM49 89H50V87H49ZM58 89V88H57ZM60 89V88H59ZM58 89V90H59ZM76 89H78V88H76ZM80 89H83L84 90V88H80ZM116 89V90H117ZM138 89V90H139ZM224 89L225 88H222V89H219V91H220V94H219V96L221 97V90H223V92L225 93L226 91L228 92V88H227V90L226 91H224ZM47 90V89H46ZM104 90V89H103ZM115 90V91H116ZM131 90V91H130ZM209 90V91H208ZM217 90V89H216ZM114 91V93H116ZM118 91V90H117ZM207 91L209 92L208 94H207ZM214 91V90H213ZM218 91V90H217ZM218 91V92H219ZM51 92V91H50ZM54 92V91H53ZM91 92V93H92ZM103 92H106L105 90L103 91ZM149 92V91H148ZM222 92V93H223ZM226 92V93H227ZM90 93V94H91ZM126 93H125V95H126ZM138 95H137V94ZM152 93V95H153V92H151ZM154 93H155V91H154ZM262 93V92H261ZM58 94V93H57ZM65 94V93H64ZM78 94V93H77ZM89 94V95H90ZM106 94V93H105ZM155 94H157V93H155ZM48 95V94H47ZM124 95V94H123ZM163 95V94H162ZM171 97H170V96ZM183 95H189L190 96V98L188 99V96H187V99L188 100H185V101H183L181 98H182V96ZM214 95H215V93H214ZM227 95L225 94V96L227 97ZM262 95H264V94H262ZM100 95H98V97H99ZM108 96V95H107ZM127 96H128V94H127ZM126 96V97H127ZM148 96H150V95H148ZM147 96V97H148ZM216 96H217V92H216ZM216 96H213L214 98L216 97ZM224 96V95H223ZM233 98H232V97ZM254 97H255V95H253ZM257 96V95H256ZM80 97V96H79ZM95 97V96H94ZM157 97H159V95L157 94ZM157 97L155 98V100L157 99ZM186 96H184V98H185ZM210 97H209V99H210ZM218 97V96H217ZM219 97V98H220ZM253 97V98H254ZM264 97V96H263ZM117 98V97H116ZM125 98V97H124ZM124 98H123V100H124ZM152 98V97H151ZM160 98V97H159ZM158 98V99H159ZM218 98V99H219ZM224 98V97H223ZM228 98V97H227ZM257 97H255V99H256ZM259 98V97H258ZM51 99V98H50ZM53 99V98H52ZM93 99H95V98H93ZM92 99V100H93ZM102 99V98H101ZM100 99V100H101ZM114 99V98H113ZM121 99V98H120ZM157 99V100H158ZM161 99V98H160ZM159 99V100H160ZM212 99V98H211ZM221 99V98H220ZM230 99V100H231ZM255 99L253 100L254 102H255ZM264 99V98H263ZM88 100V99H87ZM97 100V99H96ZM100 100H97V102L98 103H100ZM122 100V99H121ZM122 100V101H123ZM152 100V99H151ZM229 100V99H228ZM227 100V101H228ZM229 100V101H230ZM231 100V101H232ZM233 100V101H234ZM258 100V99H257ZM70 101V100H69ZM89 101V100H88ZM91 101V100H90ZM121 101V102H122ZM142 101H143V99H142ZM145 101V100H144ZM160 101H162V100H160ZM166 101V103H164ZM168 101V102H167ZM226 101V100H225ZM242 101V103H244ZM259 101H261V100H259ZM263 101V100H262ZM50 102V101H49ZM52 102V101H51ZM86 102V101H85ZM94 102V101H93ZM97 102H95L96 103V105H97ZM141 102V101H140ZM140 102H138L139 103V105H140ZM156 102V101H155ZM157 102H159V101H157ZM156 102V103H157ZM215 102H217V100H215ZM221 102V101H220ZM219 102V103H220ZM239 102V101H238ZM247 102H250V101H247ZM254 102H253V105L252 106H247L246 105V108L245 107H243V108H245V109H242V110H244V111H242V110H238V111H241V112H243V113H241V115H240V118L238 117V115H237V117H238V119H243L244 118V121H249V122H252V121H254L255 122V120L258 118H260L261 116H264V102H259L258 104H257V102H256V104L254 105ZM88 103V102H87ZM86 103V104H87ZM94 103V104H95ZM102 103V102H101ZM103 103H105V102H103ZM113 103H115V102H113ZM120 103V102H119ZM126 103V104H127ZM142 103V102H141ZM146 103L148 104V102L146 101ZM146 103H144V104H141V107L140 108H142V105H146ZM153 103V102H152ZM218 103V102H217ZM242 103L241 102H239V104H241L242 105ZM106 104H107V102H106ZM122 104H124V103H122ZM128 104H127V106H128ZM137 104V103H136ZM166 104V105H165ZM176 104V105H175ZM211 104H212V102H211ZM216 104V103H215ZM214 103L212 104V106L216 109L217 108V106L218 105H220V104H216L215 105ZM227 104V103H226ZM247 104V103H246ZM44 105V104H43ZM47 105H49V104H47ZM91 105V104H90ZM102 105V104H101ZM104 105V104H103ZM109 105H110V103H109ZM112 105V104H111ZM110 105V106H111ZM125 105V104H124ZM152 105V104H151ZM153 105H154V103H153ZM173 105L175 106V107H173ZM225 105V104H224ZM224 105H222V106H224ZM233 105V104H232ZM236 105H238V103H236ZM236 105H235V107H236ZM241 105H239V106H241ZM85 106V105H84ZM98 106H100V105H98ZM137 106H138V104H137ZM149 106V109H150V104L148 105ZM243 106V105H242ZM86 107V106H85ZM84 107V108H85ZM87 107H88V105H87ZM91 107V106H90ZM95 107H97V106H95ZM102 107V106H101ZM104 107V106H103ZM112 107V106H111ZM110 107V108H111ZM145 108H146V106H144ZM172 107H173V109H172ZM212 107V108H213ZM232 107V106H231ZM94 108V107H93ZM116 108V107H115ZM138 108V107H137ZM148 108V107H147ZM141 109V110H148V109ZM205 108V109H206ZM207 108V109H208ZM211 108V109H212ZM237 108V107H236ZM90 109H92V108H90ZM87 110V112L89 111V113H91L90 111H92V110ZM97 109V110H96ZM100 109V108H99ZM102 109V108H101ZM101 109L100 110H98V108H95V111L93 110V112H94V115L91 117V121L90 122H87L86 120H85V122H87V124H88V126L86 127V134H87V132H88V130L87 129H89V127H91L92 128V126L91 125H93L94 127V129H97V130H100V128H102V125L101 126H99V122L101 121V118H102V115H103V113L102 112H104V111H102L101 112ZM105 109V108H104ZM107 109V113L109 112V114H111V116H114L115 117V115H116V112H115V114L114 115H112V113L114 112H112L111 111V113H110V109L109 108H106ZM108 109H109V111H108ZM114 109V108H113ZM125 109V108H124ZM132 108H130V110H131ZM134 109H135V106H134ZM139 109V108H138ZM183 109V110H184ZM208 109V110H209ZM210 109V110H211ZM211 110L210 112L213 114V112L212 111H216V110ZM234 109V108H233ZM133 110V109H132ZM154 111H156L155 109H153ZM172 110L174 111L173 113H171L172 112ZM177 110V112H179ZM186 110V109H185ZM207 110V111H208ZM220 110V109H219ZM216 111L217 113L216 114H218V116H219V113L218 112H221V111ZM83 111H85V110H83ZM149 111V110H148ZM187 111V110H186ZM191 111V112H192ZM143 111H139V113H142ZM146 112V111H145ZM150 113H149V115H153L152 113V110L151 111H149ZM157 112V111H156ZM155 112V113H156ZM157 112V113H158ZM185 112V111H184ZM190 112V111H189ZM234 112H235V110H234ZM233 112V113H234ZM82 113V112H81ZM85 113V112H84ZM102 113V114H101ZM106 113V114H107ZM125 113V112H124ZM130 113V112H129ZM134 113V112H133ZM132 113V114H133ZM154 113V114H155ZM182 112L180 111V115H182L181 114ZM204 113H205V111H204ZM208 113H209V111L206 113L207 114V116H204L203 115V117H207L208 118ZM215 113V112H214ZM224 113H226L225 111H223V114ZM232 113V112H231ZM86 114V113H85ZM104 114H105V112H104ZM147 114V113H146ZM210 114V113H209ZM215 114V115H216ZM227 114H229V113H226L225 115H222V113H220V121H221V123H223V124H226L225 125V127L226 128H224L223 126H222V128H224V129H228V125H227V123L228 124H230V126L231 125H233V124H231L230 122H231V118H232V121H233V119H235V118H233V117H236V116H234V114H233V117H232V115L231 116H228ZM235 114H238V113H236L235 112ZM239 114H240V112H239ZM118 115H119V112H118ZM126 115V114H125ZM139 115H141V114H139ZM143 115H145V113L143 112ZM174 115V116H175ZM179 115V116H180ZM194 115V114H193ZM214 114H213V116H215ZM222 115V116H221ZM86 116V115H85ZM87 116H88V113H87ZM90 116H91V114H90ZM89 116V117H90ZM108 116H110V115H108ZM173 116V117H174ZM195 116V115H194ZM196 117L197 119L199 118V117ZM116 117H118L117 115H116ZM128 117V116H127ZM129 117H130V115H129ZM144 118H146L145 116H143ZM143 117H141L140 119H144ZM149 117V116H148ZM147 117V118H148ZM172 117V118H173ZM192 117V116H191ZM210 117H211V115H210ZM217 117V116H216ZM216 117H214L215 119H214V121L216 120L217 122H218V118L216 119ZM231 117V118H230ZM236 117V118H237ZM88 118V117H87ZM119 118V117H118ZM118 118H117V121H118ZM122 118H125V117H123V115H122ZM122 118H121V120H122ZM147 118L146 119H144V120H147ZM171 118V119H172ZM175 118V117H174ZM201 118V117H200ZM199 118V119H200ZM213 118V117H212ZM103 119V118H102ZM105 119H106V117H105ZM111 119V118H110ZM113 119H115V118H113L112 117V119H111V121L113 120ZM126 119V118H125ZM137 119V118H136ZM170 119V120H171ZM178 119V118H177ZM181 119V118H180ZM179 119V120H180ZM196 119V120H197ZM202 119V118H201ZM222 119V120H221ZM237 119V120H238ZM241 119V120H242ZM261 119V118H260ZM90 119H88V121H89ZM104 120V119H103ZM121 120H120V123H121ZM143 120V121H144ZM148 120H147V122H148ZM178 120V121H179ZM192 120H195L194 118H192ZM191 120V122H193V124H196V120L195 121H192ZM212 120V119H211ZM240 120V121H241ZM252 120V121H251ZM83 121V120H82ZM106 121V120H105ZM115 121V120H114ZM126 121H128V119L126 120ZM130 121V120H129ZM128 121V123L127 122H125V123H127L126 124V127H121L120 125L122 124V123H124L123 121H122V123L121 124H119L118 126H120V131H123L122 130V128H124V131L123 132H127V131H125V129L129 126V128H130V126H132L131 125V122H129ZM133 121V120H132ZM138 121H140L138 124H140L141 125V122H142V120H138ZM208 121H210L209 119H208ZM215 121V122H216ZM219 121V122H220ZM234 121H236V119L234 120ZM262 121V120H261ZM102 122V121H101ZM104 122V121H103ZM102 122V123H103ZM119 122V121H118ZM146 121H144V123H145ZM146 122V123H147ZM149 122V123H150ZM183 122V121H182ZM195 122V123H194ZM198 122H199V120H198ZM200 122H203L202 120L200 121ZM200 122L198 123V124H200ZM211 122V121H210ZM210 122H209V124H210ZM216 122V123H217ZM217 123V125L218 124H220L221 125V123ZM241 122H243V121H241ZM101 123V124H102ZM114 123V122H113ZM124 123V124H125ZM143 123V122H142ZM190 123V122H189ZM188 123V124H189ZM235 123H237V122H235ZM244 123H248V122H244ZM253 123V122H252ZM257 123V122H256ZM259 123V122H258ZM86 123H85V125H87ZM133 124V123H132ZM138 124L136 123V125H134V127L136 126V127H138ZM186 124V123H185ZM193 124H192V126H193ZM204 124H207V122L205 121V123ZM204 124H203V127H204ZM222 124V125H223ZM250 124V123H249ZM254 124V123H253ZM264 124V123H263ZM79 125V124H78ZM81 125V124H80ZM113 125V124H112ZM115 125V124H114ZM128 125V126H127ZM145 125H147V124H145ZM202 125V124H201ZM217 125H215L216 127H219V126H217ZM143 126H144V124H143ZM173 126V127H174ZM191 126V127H192ZM197 126V125H196ZM206 126V125H205ZM209 126V125H208ZM247 126V125H246ZM252 126V125H251ZM105 127V126H104ZM133 127V128H134ZM141 127H142V125H141ZM177 127H178V125H177ZM176 126H175V130H176V128H177ZM188 127V126H187ZM190 127V128H191ZM198 127V126H197ZM211 127H212V125H211ZM90 128V129H91ZM139 128V130L141 129L140 127H138ZM138 128H136V130L137 131H139L138 130ZM145 127H143L142 128V130L144 129ZM189 127L187 128L188 130L190 129ZM201 128V129H200ZM214 128V127H213ZM239 128V127H238ZM253 128H254V126H253ZM93 129V130H94ZM153 129V130H152ZM155 129H156V127H155ZM157 129H156V131H157ZM197 129V130H198ZM203 129H205L204 131H202ZM230 129V128H229ZM252 129V128H251ZM97 130H96V132H97ZM131 130V129H130ZM129 130V131H130ZM135 130V129H134ZM180 130V129H179ZM181 130H182V128H181ZM186 130V129H185ZM193 130H194V128H193ZM192 130V131H193ZM221 130H223V129H221ZM81 131V130H80ZM90 132H91V130H89ZM95 131V130H94ZM101 131V130H100ZM103 131H104V128H103ZM120 131L119 132H115V133H117V134H119L120 133ZM128 131V132H129ZM177 131V130H176ZM190 131H191V129H190ZM189 131V132H190ZM214 131H215V129H214ZM262 131V130H261ZM83 132V131H82ZM93 132V131H92ZM96 132H93V134L94 133H96ZM128 132L126 133L127 134V136H128ZM140 132H141V130H140ZM140 132H138V133H140ZM171 132V131H170ZM169 132V133H170ZM188 132V131H187ZM236 132H238V131H236ZM99 133V132H98ZM101 133V132H100ZM103 133V132H102ZM130 133V132H129ZM132 133H133V131H132ZM152 133V134H151ZM169 133H167V134H169ZM192 133V132H191ZM214 133V132H213ZM231 133V132H230ZM229 133V134H230ZM262 133V132H261ZM85 134V133H84ZM92 133L90 134V135H93ZM134 134V135H135ZM150 134V135H149ZM172 134V133H171ZM174 134V133H173ZM189 135H190V133H188ZM187 134V135H188ZM220 134H222V133H220ZM219 134V135H220ZM244 134V133H243ZM253 134V133H252ZM251 134V135H252ZM96 135V134H95ZM99 135V134H98ZM97 135V136H98ZM112 135V134H111ZM110 135V136H111ZM120 136L122 135V133L121 134H119ZM124 135V134H123ZM130 135H131V133H130ZM129 135V136H130ZM186 135V134H185ZM193 135V134H192ZM218 135V136H219ZM262 135V134H261ZM100 136V135H99ZM132 136H133V134H132ZM170 136H172V135H170ZM174 136V135H173ZM208 136V135H207ZM231 136V135H230ZM236 136H237V134H236ZM101 137V136H100ZM99 137V138H100ZM102 137L104 138V136L102 135ZM113 137V136H112ZM119 137V136H118ZM193 137V136H192ZM228 137V136H227ZM261 137V136H260ZM87 138H91V140L94 138H92V137H89V134H88V137ZM86 138V139H87ZM98 137H97V139H99ZM106 138H108V136L106 137ZM129 138V137H128ZM162 138V137H161ZM171 138V137H170ZM238 138H239V136H238ZM251 138V137H250ZM85 139V138H84ZM95 139V138H94ZM97 139H96V141H97ZM122 139H123V136H122ZM139 139H142V140H139ZM150 139V138H149ZM164 139V138H163ZM170 141H169V140ZM175 139H177V138H175ZM191 139V138H190ZM204 139H206V141L204 140ZM228 139V138H227ZM234 139H235V137H234ZM249 139V138H248ZM90 140V141H91ZM103 140V139H102ZM121 140V139H120ZM125 140V139H124ZM127 140V139H126ZM174 139H172V141H173ZM229 140V139H228ZM227 140V141H228ZM237 140V139H236ZM235 140V141H236ZM241 140V139H240ZM244 140V139H243ZM259 140V139H258ZM86 141V140H85ZM88 141V140H87ZM96 141H94V142H96ZM100 141H101V138H100ZM111 141V140H110ZM155 141H157V143L159 144V145H161L160 147H161V149H159L158 147H156V144L154 143ZM193 141V140H192ZM213 141V140H212ZM225 141H226V139H225ZM226 141V142H227ZM242 141V140H241ZM240 141V142H241ZM92 142H93V140H92ZM91 142V143H92ZM104 142V141H103ZM162 142V141H161ZM178 142V140L176 141V143ZM231 142H234V141H232V138H231V140H230V143ZM257 142V141H256ZM262 142V141H261ZM90 143V142H89ZM99 143V142H98ZM98 143H96L97 145H99ZM105 143V142H104ZM123 143H125V142H123ZM127 143H128V141H127ZM180 143V142H179ZM189 143V142H188ZM216 143V142H215ZM235 143V142H234ZM245 143V142H244ZM250 143V142H249ZM95 144V143H94ZM95 144V145H96ZM100 144H102L101 142H100ZM106 144V143H105ZM104 144V145H105ZM126 144V143H125ZM194 144H192V145H194ZM214 144V143H213ZM233 144V143H232ZM241 145H242V143H240ZM247 144H248V142H247ZM86 145H88V143L86 144ZM96 145V146H97ZM191 145V146H192ZM95 146V147H96ZM126 146H128L127 144H126ZM174 146V145H173ZM176 146H178V145H176ZM175 146V147H176ZM233 146H236V145H233ZM246 146V145H245ZM73 147V146H72ZM87 147V146H86ZM86 147H84V149L86 148ZM88 147H89V145H88ZM94 147V148H95ZM192 147H194V146H192ZM192 147H190V148H192ZM197 147H199V146H197ZM212 147H213V145H212ZM212 147H209V148H212ZM215 147V146H214ZM227 147V146H226ZM244 147V146H243ZM242 147V148H243ZM91 148V147H90ZM119 148V147H118ZM167 148H170L172 151H169ZM222 148V147H221ZM221 148H219V149H221ZM224 148H225V146H224ZM229 148V147H228ZM236 148V147H235ZM70 149H71V147H70ZM88 150H89V148H87ZM112 149V148H111ZM176 149V148H175ZM193 149H195V148H193ZM206 149V150H207ZM213 149V148H212ZM227 149V148H226ZM245 149H246V147H245ZM82 150V149H81ZM87 150V151H88ZM196 150V149H195ZM79 151V150H78ZM90 151H91V149H90ZM92 151H94V150H92ZM122 151V150H121ZM202 151V152H201ZM207 152H208V150H207ZM213 152V151H212ZM211 152V153H212ZM235 152V151H234ZM237 152V151H236ZM247 152V151H246ZM85 153H86V149H85V151H84V156H85ZM116 153V152H115ZM215 153V152H214ZM222 153H223V151H222ZM87 154V153H86ZM89 154H91V152L90 153H88V155ZM128 154H129V152H128ZM204 154V153H203ZM210 154V153H209ZM217 154V153H216ZM221 154V153H220ZM224 154H225V152H224ZM237 154H238V152L235 154L236 156H237ZM239 154H241V153H239ZM239 154H238V156H239ZM246 154V153H245ZM261 154V153H260ZM205 155V154H204ZM207 155V154H206ZM211 155H213V154H211ZM248 157V160H250L251 158H249V155L248 154H246ZM79 156V155H78ZM81 156V155H80ZM79 156V157H80ZM234 156V155H233ZM233 156H231V158H226L227 159V162L229 161V159L231 160L232 159V157ZM77 157V156H76ZM89 157H91V155L89 156ZM212 157V156H211ZM235 157V156H234ZM234 157H233V159H234ZM243 157V156H242ZM245 157V156H244ZM92 159H93V157H91ZM95 158V157H94ZM202 158V159H201ZM219 158V157H218ZM221 158H223L224 159V157H221ZM239 158V157H238ZM246 157H245V159H247ZM79 159V158H78ZM82 159V158H81ZM81 159H80V161H81ZM100 159V158H99ZM212 159H213V157H212ZM217 159V158H216ZM259 159V158H258ZM260 159H261V157H260ZM259 159V160H260ZM87 160V159H86ZM95 160V159H94ZM205 160H206V158H205ZM89 161V160H88ZM93 160H90V163L92 162ZM99 161V160H98ZM204 161V160H203ZM207 162H208V160H206ZM213 161V163H215L214 162V160H212ZM219 161V160H218ZM233 161V160H232ZM246 161V160H245ZM244 161V163L246 164V162ZM252 161V160H251ZM249 162V163H251V165L253 164V162ZM26 162V161H25ZM202 162V163H201ZM207 162H205L206 164H207ZM225 162H226V160H225ZM226 162V163H227ZM230 162V161H229ZM227 163V165L228 164H230V163ZM19 163V162H18ZM82 163V162H81ZM97 163V162H96ZM100 164H101V162H99ZM99 163H97V164H99ZM232 163H234V162H232ZM248 163V164H249ZM29 164V163H28ZM41 164V163H40ZM86 164V163H85ZM92 164V163H91ZM99 164V165H100ZM225 164V163H224ZM27 165V164H26ZM30 165V164H29ZM35 165H37V162H35ZM214 165H216V164H214ZM232 165H235V164H232ZM232 165H229L230 167H232ZM255 165V164H254ZM253 165V166H254ZM93 166H94V161H93ZM135 166V165H134ZM133 166V167H134ZM137 166V165H136ZM149 166V165H148ZM228 166V167H229ZM236 166V165H235ZM246 166V165H245ZM245 166L244 167H242V169L243 168H245ZM261 166H263V165H261ZM80 167V166H79ZM83 167V166H82ZM82 167H80V168H82ZM96 167V166H95ZM97 167H98V165H97ZM96 167V168H97ZM103 167V166H102ZM155 167V168H156ZM209 167V166H208ZM207 167V168H208ZM224 167H226V166H224ZM229 167V169L228 170H230L231 168ZM86 168V167H85ZM84 168V169H85ZM101 168V167H100ZM126 168V167H125ZM221 168V167H220ZM234 168V167H233ZM241 168V167H240ZM254 168H256V167H254ZM83 169V168H82ZM95 169V168H94ZM103 170V169H102ZM227 170V169H226ZM251 170H253V168H251L250 166H246V170L244 171V177L246 176L247 177V175H245V174H248L249 175V173L251 172ZM256 170V169H255ZM264 169H262L261 171H263ZM23 171V170H22ZM83 171V170H82ZM134 171H136V170H134ZM139 171V170H138ZM208 171V170H207ZM231 171H232V169H231ZM237 171V170H236ZM239 171V170H238ZM243 171V170H242ZM241 171V172H242ZM26 172V171H25ZM230 172V171H229ZM240 172V171H239ZM240 172V173H241ZM255 172V171H254ZM257 172V171H256ZM94 173V175H92V173H91V175L88 173V175H90L91 176V178H89V180H90V182L92 183L93 181H98V182H100L101 184L100 185H102V186H100V187H102V190H101V193H100V195H99V197L98 198H96V201H95V199L94 200H92V204L90 205V207H88V210H87V212L86 213H84V216H87V219L89 220H87L83 215L82 216H80V217H73V218H67V214L66 213H51L50 211H48V210H42V211H40V212H37V211H35V210H33V211H31L30 213L29 212H27V214L25 213L26 212V210L24 211V213H25V215H24V217H21V216H19V217H21V219H19V217H17L19 220H15V219H13V217H15L17 214H9V216L7 215L8 214V212H7V214L6 213H3L4 211H1V203L2 202H4V201H1V200H3V198H4V195H5V193L4 192H2V191H0V215H1V221H2V230H1V237H0V264H96V262L94 261V259L93 258H91V257H88V258H85V259H82V258H80L79 257V255H76V254H72V253H69V252H67V253H64L65 251H67V250H65L64 252H62V251H60V247L58 248V244H60V243H77V244H82V242H85L86 243V245L88 244V246H92V238L93 237H104L105 235H104V233L106 234V237L109 239V237H121V243L120 244H124L123 242L124 241H126L125 240V237H127V236H125V232L127 231V228L128 227H130L129 229H132L131 228V225L133 224V226H134V223L136 222V218H134V216L135 217H137L138 215H141V217H142V215H144V218H142V219H144V221H143V230L144 231H150V232H152V231H154L155 230V232H157L156 233V235L158 234V238L159 239H161L160 240V244H161V246H160V244H159V246H160V260H161V263L160 264H164V257H165V255H164V240H163V238L165 237V235H164V225H166V224H164L165 223V221H164V216H165V210H164V208H163V205H159V207L157 206V211H155L157 214V216L155 215V214H153V211H151V209L149 210V211H143V212H141L140 211V209L142 208L141 207V204H140V209L138 210V208L136 209V208H132V207H129V206H125L124 208H122V206H119V209H118V205H115V201H113L112 200V192L114 191L113 190V188H112V186H110V185H104V183H106V180H111V179H107L106 177H108V175H104L103 173H100L99 171H97V172H93ZM255 174V173H254ZM259 174H261V177H262V175H264V172H263V174L260 172ZM30 175V174H29ZM85 175V174H84ZM87 175V176H88ZM251 175V174H250ZM32 176V175H31ZM87 176H85V177H87ZM89 176V177H90ZM116 176V175H115ZM235 176V175H234ZM241 176H243V173L241 174ZM111 178H112V176H110ZM109 177V178H110ZM164 177V176H163ZM245 177V178H246ZM252 177V176H251ZM260 177V178H261ZM25 178V177H24ZM88 178V177H87ZM87 178H85V181H87ZM236 178V177H235ZM154 179V178H153ZM249 179V178H248ZM163 180V179H162ZM196 180V179H195ZM260 180V179H259ZM261 180H262V182H261ZM260 180V182H261V184L259 183V185H258V187H256V189L255 188H253L252 186L254 185V184H246V183H242V181H241V183H242V185L243 186H240V190L239 189H237L238 190V192H239V194L241 193V195L240 196H242V195H245L244 197H249V199H250V203H251V205L253 206V205H255L256 206V204L258 205L259 203L261 204H264V176H263V178ZM127 180H125V182H126ZM131 181V180H130ZM248 181H250V179L248 180ZM88 182V181H87ZM98 182H96V183H98ZM129 182V181H128ZM128 182H126L128 185L130 184V183H128ZM193 182V181H192ZM201 182V181H200ZM253 183H257V182H254V181H252ZM251 182V183H252ZM15 183V182H14ZM95 183V182H94ZM126 183H124V184H126ZM247 183H250V182H247ZM98 185V184H97ZM131 185V184H130ZM129 185V186H130ZM239 185H241V184H239ZM78 186H79V184H78ZM93 186V185H92ZM133 186V185H132ZM98 187V186H97ZM255 187V186H254ZM92 188V187H91ZM132 188H134V187H132ZM147 188V187H146ZM99 189H101V188H99ZM75 190V189H74ZM77 190V189H76ZM82 190V189H81ZM113 190V191H112ZM198 190V189H197ZM138 191V190H137ZM20 192V191H19ZM38 192V191H37ZM62 192V191H61ZM66 192V191H65ZM89 192V191H88ZM94 192H95V190H94ZM158 192V191H157ZM193 192V191H192ZM9 193V192H8ZM69 193V192H68ZM78 193V192H77ZM129 193V192H128ZM233 193V192H232ZM87 194V193H86ZM95 194V193H94ZM132 194V193H131ZM139 194V193H138ZM137 194V195H138ZM12 195H13V192H12ZM76 195V194H75ZM78 195V194H77ZM81 195V194H80ZM79 195V196H80ZM115 195V194H114ZM128 195V194H127ZM175 195H174V197H175ZM192 195V194H191ZM196 195V194H195ZM14 196H15V194H14ZM22 196V195H21ZM35 196V195H34ZM61 196V195H60ZM70 196V195H69ZM142 196V195H141ZM93 197V196H92ZM115 197V196H114ZM139 197H140V195H139ZM238 197V196H237ZM57 198V197H56ZM67 198V197H66ZM90 198H91V196H90ZM238 198H241V197H238ZM70 199V198H69ZM85 199V198H84ZM117 198L115 197V199L114 200H116ZM142 198H140V200H141ZM143 199H144V196H143ZM176 199V198H175ZM178 199V200H179ZM193 199V198H192ZM243 199V198H242ZM85 200H87V199H85ZM128 200V199H127ZM189 200H190V197H189ZM196 200V199H195ZM49 201V200H48ZM55 201V200H54ZM75 200H73V202H74ZM119 201V200H118ZM130 201V200H129ZM144 201V200H143ZM142 201V202H143ZM173 201V200H172ZM177 201V200H176ZM188 201V200H187ZM46 202V201H45ZM71 202V201H70ZM80 202V201H79ZM81 202H82V200H81ZM84 202V201H83ZM125 202H127V201H125ZM175 202V201H174ZM189 202V201H188ZM245 202V201H244ZM33 203V202H32ZM38 203V202H37ZM52 203H54V202H52ZM88 203V202H87ZM187 203V202H186ZM199 203V202H198ZM247 203H249V202H247ZM66 204V203H65ZM73 204V203H72ZM196 204V203H195ZM25 205V204H24ZM34 205V204H33ZM48 205V204H47ZM46 205V206H47ZM74 205V204H73ZM178 205V204H177ZM187 205V204H186ZM189 205H190V203H189ZM250 205V207H252ZM84 206L87 208V206L84 204ZM139 206V205H138ZM138 206H136V207H138ZM192 206V205H191ZM263 206V205H262ZM27 207V206H26ZM29 207V206H28ZM35 207H36V205H35ZM34 207V208H35ZM67 207V206H66ZM83 207V206H82ZM85 207H83V212H84V209H86ZM234 207V206H233ZM259 206H257L256 208H258ZM264 207V206H263ZM50 208V207H49ZM59 208V207H58ZM72 208V207H71ZM81 208V207H80ZM105 208H108V209H112L111 211V213L114 215V216H112V217H108V214L107 213H110V212H108V209H107V211L105 212L104 211V209ZM189 208V207H188ZM255 208V207H254ZM24 209H26V208H24ZM42 209V208H41ZM52 209V208H51ZM50 209V210H51ZM74 209V208H73ZM173 209V208H172ZM247 209H249V207L247 208ZM253 208H251V210H252ZM70 210V209H69ZM77 210V209H76ZM142 210H145V209H142ZM146 210H148V208L146 209ZM154 210V209H153ZM30 211V210H29ZM79 211V210H78ZM110 211V210H109ZM175 211V210H174ZM186 211V210H185ZM188 211H190V210H188ZM191 211H192V209H191ZM259 211V210H258ZM18 212V211H17ZM21 212V211H20ZM19 212V213H20ZM82 212V213H83ZM179 212V211H178ZM193 212V211H192ZM249 212H250V209H249ZM15 213V212H14ZM81 213V214H82ZM260 213V214H259ZM28 214H29V216H28ZM70 214V213H69ZM73 214V213H72ZM71 214V215H72ZM107 214V215H106ZM257 214V213H256ZM258 214L260 215V217H261V219L263 218L262 216H264V215H262L261 214V212L259 211L258 212ZM70 215V216H71ZM153 215H155L156 217H157V219H156V217L155 216H153ZM180 215V214H179ZM253 216L255 215V213L254 214H252ZM262 215V216H261ZM18 216V215H17ZM78 216V215H77ZM253 216H252V219H250V220H253ZM256 216V215H255ZM121 217V218H120ZM140 217V218H141ZM245 217V216H244ZM134 218V219H133ZM184 218V217H183ZM250 218H251V216H250ZM255 218V217H254ZM258 218H259V216H258ZM79 219L81 220V219H85V220H87V224L85 225L84 223H80L79 222ZM239 219V218H238ZM15 220V221H14ZM138 220V219H137ZM264 220V219H263ZM83 221V220H82ZM139 221V220H138ZM254 221V220H253ZM257 221V220H256ZM255 221V222H256ZM47 223V224H43L42 226H40V224H42V223ZM88 222H90L92 225H93V227L95 226L96 228H95V230L94 231H89V228H90V223H89V225H88ZM169 222V221H168ZM167 222V223H168ZM136 224V223H135ZM140 224V223H139ZM181 224V223H180ZM188 224V223H187ZM238 224V223H237ZM263 224V223H262ZM110 225V226H109ZM137 225V224H136ZM136 225L134 226V228L136 227ZM40 226V227H39ZM132 226V227H133ZM249 226V225H248ZM257 226V225H256ZM38 227V228H37ZM107 227H108V229H107ZM110 227V228H109ZM169 227V226H168ZM261 227V226H260ZM139 228V227H138ZM128 229V230H129ZM126 230V231H125ZM166 230V229H165ZM263 231V230H262ZM94 232V233H93ZM137 232V231H136ZM140 232V231H139ZM147 233V232H146ZM262 233V232H261ZM140 234V233H139ZM104 235V236H103ZM137 235V234H136ZM154 235V234H153ZM167 235V234H166ZM262 236V235H261ZM157 237V236H156ZM190 238V237H189ZM188 238V239H189ZM127 239V238H126ZM159 239H158V241H159ZM260 239V238H259ZM99 240V239H98ZM104 240V239H103ZM163 240V241H162ZM117 241V240H116ZM162 241V242H161ZM115 242V241H114ZM85 243H84V246H85ZM126 243V242H125ZM257 243H258V241H257ZM61 245V244H60ZM103 245V244H102ZM116 245V244H115ZM259 245H260V243H259ZM63 246V245H62ZM81 246V245H80ZM84 246L82 245L81 247H83L84 248ZM88 246H87V248H88ZM260 246H262V245H260ZM15 247H18L20 250H25V251H23V252H25V256H22L21 254H19L18 252V256H19V258H17L16 257V259H14L15 258V256L13 255L14 253H12L13 252V250L15 249ZM80 247V248H81ZM116 247V246H115ZM123 247V246H122ZM191 247V246H190ZM62 248V247H61ZM66 248V247H65ZM72 248V247H71ZM103 248V247H102ZM159 248V247H158ZM258 248V247H257ZM17 249V248H16ZM15 249V250H16ZM108 249V248H107ZM119 249V248H118ZM117 249V250H118ZM18 250V249H17ZM20 250H18L19 252H21ZM76 250V249H75ZM83 250V249H82ZM103 250H105V249H103ZM120 250V249H119ZM258 250V249H257ZM84 251V250H83ZM106 251V250H105ZM115 251V250H114ZM121 251V250H120ZM126 251V250H125ZM73 252V251H72ZM80 252H82V251H80ZM109 252V253H108ZM108 252H107V258H105L106 259V261H104V263L105 264H129V261L127 262V259H125V256L122 254V255H120L119 256V254H116V253H113L112 251H109V249H108ZM122 252V251H121ZM79 253V252H78ZM120 253V252H119ZM260 253V252H259ZM84 255V254H83ZM90 255V254H89ZM127 255V254H126ZM132 255V254H131ZM153 255V254H152ZM14 256V257H13ZM82 256V255H81ZM87 256V255H86ZM91 256V255H90ZM103 256V255H102ZM150 257V256H149ZM148 257V258H149ZM153 257V256H152ZM202 257V256H201ZM97 258V257H96ZM156 258H158V257H156ZM104 259V260H105ZM154 259V258H153ZM258 259V258H257ZM133 260V259H132ZM137 260V259H136ZM140 260V259H139ZM160 260H158L159 262H160ZM166 260V259H165ZM143 261V260H142ZM157 261V260H156ZM156 261H155V263H156ZM170 261V260H169ZM200 261V260H199ZM208 261V260H207ZM206 261V262H207ZM252 261V260H251ZM262 261V260H261ZM149 262H150V260H149ZM204 262V261H203ZM203 262H201V263H203ZM260 262V261H259ZM263 262V261H262ZM139 263V262H138ZM141 263V262H140ZM167 263V262H166ZM195 263V262H194ZM209 263H211V262H209ZM256 263H258V261L256 262ZM136 264V263H135ZM157 264V263H156ZM159 264V263H158ZM172 264H173V261H172ZM176 264V263H175ZM193 264V263H192ZM197 264V263H196ZM200 264V263H199ZM207 264H208V262H207ZM250 264V263H249ZM263 264H264V262H263Z\"/></svg>","mask_w":264,"mask_h":264}]
</instances>
